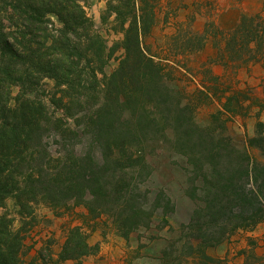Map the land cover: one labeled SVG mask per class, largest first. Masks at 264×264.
Here are the masks:
<instances>
[{"label": "trees", "instance_id": "16d2710c", "mask_svg": "<svg viewBox=\"0 0 264 264\" xmlns=\"http://www.w3.org/2000/svg\"><path fill=\"white\" fill-rule=\"evenodd\" d=\"M158 2H109L106 13L121 23L124 52L105 74L93 109L97 85L88 88L85 79L93 77L90 83L95 79L101 87L98 72L116 48L108 47L82 0H0V264H66L97 253L81 224L69 228L56 253L51 236L39 247L38 241L30 243L41 206L59 216L66 211L57 208L71 205H83L96 217L109 214L126 238L150 226L155 217L142 185L152 177L158 149L181 153L197 183L186 191L194 204L188 222L178 224L196 264L217 263L210 248L264 221V131L243 145L223 131L196 137L199 125L189 102L164 79L163 58L145 44L157 24ZM218 34L224 40L217 42L218 55L228 53L234 68L250 60L264 66V11L244 13ZM46 79L61 97L49 94ZM84 90L94 92L84 105L71 101ZM239 96L229 95L224 109L239 113ZM50 102L64 116H56ZM180 126L186 129L178 137ZM190 134L197 147L189 149Z\"/></svg>", "mask_w": 264, "mask_h": 264}, {"label": "rangeland", "instance_id": "374dc122", "mask_svg": "<svg viewBox=\"0 0 264 264\" xmlns=\"http://www.w3.org/2000/svg\"><path fill=\"white\" fill-rule=\"evenodd\" d=\"M110 1L112 0H82L88 15L96 23L95 28L106 39L108 47L116 48L104 66V72H98L101 87L95 79L92 84L90 83L93 77L85 79L88 80L86 87L97 85L95 90L98 91L95 93L98 95L92 97L90 104L93 109L98 106L105 74L113 71L124 52L119 46L123 38V33L120 31L121 23L114 21L115 14L109 16L106 13ZM260 11H264V0H159L158 2L157 24L151 35L145 38V44L147 49H151L153 53L163 58L164 79L177 88L184 102H189L188 110L194 112L193 120L199 125L195 133L197 138L200 133L211 134L223 131L224 136L228 135L235 143L243 145L245 140L255 136L259 131H264L262 62L250 60L242 67L234 68L229 54L225 53L220 57L216 46L217 42L224 45L222 36L217 35L219 28L225 33L242 14ZM52 18L59 25L57 17L53 15ZM93 66L96 67L94 64ZM45 81L50 95L62 96V91L53 80ZM14 93H18V90ZM91 94L93 95L94 92ZM91 94L85 90L80 94L76 92L75 97L78 100L72 98L71 101H75L77 105H84L86 96L90 97ZM232 94L240 95L238 100L243 106L239 113L224 109L227 97ZM66 95L65 101L69 104L70 96ZM50 103V110H54L56 116H64L62 108L57 109L56 104ZM232 103L236 104L235 101ZM80 112H76L75 115ZM187 118L189 119V116ZM185 129L186 127L182 126L177 136L184 135ZM185 140L189 141L187 142L189 149L197 147L193 142L192 134L186 135ZM158 151L159 154L154 155L156 158L152 177L142 185L150 199L148 213L155 217L150 226L138 228L126 238L120 234L109 214L96 217L89 214L83 205H71L72 207L67 209L57 208V211H66L59 216L45 206H41L38 207L39 224L30 234L33 239L30 243L38 241L36 247H39L42 241L51 236V247L56 253L61 249L69 228L81 224L88 234L89 243L97 244L98 251L81 261L68 260L66 264H196L199 262L187 256L190 249L187 234L178 230L179 223L188 222V211L192 209V205L194 206L186 191L188 189L193 191L197 183L191 182L190 174L184 169L186 163L181 153L176 151L163 153L161 149ZM257 151L256 148L252 150L255 154ZM144 199L145 195H141L140 205L143 204ZM169 211H172L171 214H166ZM172 249H175L173 256L163 257L164 251L168 252ZM208 253L216 258L215 264H264V221L228 234L218 247L210 248Z\"/></svg>", "mask_w": 264, "mask_h": 264}]
</instances>
